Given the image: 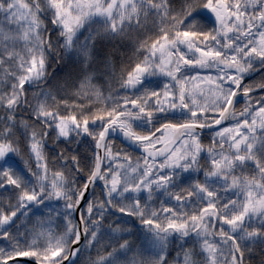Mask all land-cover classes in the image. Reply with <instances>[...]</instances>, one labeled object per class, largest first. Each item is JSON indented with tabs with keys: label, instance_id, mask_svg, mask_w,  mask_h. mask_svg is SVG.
Returning a JSON list of instances; mask_svg holds the SVG:
<instances>
[{
	"label": "snow or ice",
	"instance_id": "obj_1",
	"mask_svg": "<svg viewBox=\"0 0 264 264\" xmlns=\"http://www.w3.org/2000/svg\"><path fill=\"white\" fill-rule=\"evenodd\" d=\"M0 264H264V0H0Z\"/></svg>",
	"mask_w": 264,
	"mask_h": 264
}]
</instances>
